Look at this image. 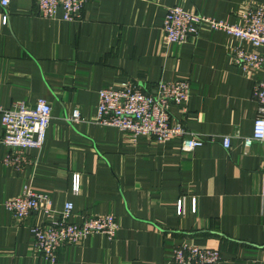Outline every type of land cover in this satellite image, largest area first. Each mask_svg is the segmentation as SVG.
Masks as SVG:
<instances>
[{"label": "crops", "instance_id": "crops-1", "mask_svg": "<svg viewBox=\"0 0 264 264\" xmlns=\"http://www.w3.org/2000/svg\"><path fill=\"white\" fill-rule=\"evenodd\" d=\"M175 5L237 23L264 0H87L71 21L61 11L40 16L38 0L0 4V264H177L171 254L184 242L218 249L220 264H264V150L243 143L259 114L254 89L264 62L245 73L232 58L239 40L223 31L201 28L188 42L167 43L162 21ZM258 51L264 55V46ZM178 79L189 80L191 93L187 112L173 106L172 119L204 140L192 152L181 149L179 136L134 141L95 122L102 87L130 80L152 93L159 81ZM37 98L52 107L46 140L26 150L27 163L16 169L4 161L1 108ZM76 108L81 119L71 122ZM223 136L231 137L229 149ZM25 183L47 193L56 210L72 201L73 222L115 215V237L91 234L62 246L51 263L31 231L42 214L18 220L3 205Z\"/></svg>", "mask_w": 264, "mask_h": 264}, {"label": "built area", "instance_id": "built-area-1", "mask_svg": "<svg viewBox=\"0 0 264 264\" xmlns=\"http://www.w3.org/2000/svg\"><path fill=\"white\" fill-rule=\"evenodd\" d=\"M11 0H0L2 7H8ZM87 0H38V11L45 18H56L59 11L63 20L77 19ZM8 17L3 16L6 24ZM201 28L210 31H223L235 37L240 44L232 50L233 62L245 73L261 68L264 55L258 51L264 46V6H250L242 14L240 21L229 23L181 5L170 7L162 21L165 41L170 44H183L197 37ZM248 42L251 49L243 47ZM190 82L187 79L172 81L161 80L156 90L147 93L136 82L125 81L119 86H104L98 92L95 122L116 127L129 134L135 141L147 137L157 142H165L173 137L182 138L181 149L192 152L204 144L197 133L188 131L182 120L173 121L171 108L179 107L187 112L190 98ZM259 102V114L254 120L253 132L243 139L246 149L254 143L261 144L264 150V79L254 89ZM52 118V107L44 98L33 103L17 100L7 108H1L3 128L2 143L8 148L5 162L16 169L24 168L27 163L26 150L43 147L47 129ZM81 119L79 108L74 109L69 121ZM223 146L231 147V137L223 136ZM72 190L80 189V174L73 175ZM4 207L16 219L22 220L33 212L42 214V222L31 226L35 248L51 263L58 261V251L62 246L75 245L89 235L99 233L113 239L119 223L113 214L92 215L80 223L73 222L74 203L65 202L61 210L53 207L52 198L25 183L19 195L4 202ZM184 198L178 200V214L185 213ZM197 199L191 198V211L196 212ZM171 260L177 264H220L223 260L218 249L204 248L188 242L175 246Z\"/></svg>", "mask_w": 264, "mask_h": 264}]
</instances>
